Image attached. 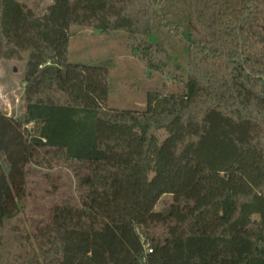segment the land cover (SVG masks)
<instances>
[{
	"label": "trees",
	"instance_id": "trees-1",
	"mask_svg": "<svg viewBox=\"0 0 264 264\" xmlns=\"http://www.w3.org/2000/svg\"><path fill=\"white\" fill-rule=\"evenodd\" d=\"M73 28L126 35L182 90L111 108ZM0 61L25 67L22 118L0 109V264H264V0H0Z\"/></svg>",
	"mask_w": 264,
	"mask_h": 264
},
{
	"label": "rangeland",
	"instance_id": "rangeland-1",
	"mask_svg": "<svg viewBox=\"0 0 264 264\" xmlns=\"http://www.w3.org/2000/svg\"><path fill=\"white\" fill-rule=\"evenodd\" d=\"M25 3L31 7L38 0H25ZM165 40H162L164 50L170 52L169 47L172 45L175 52L181 54L182 46L177 39L167 37ZM139 49L140 52H136L124 34L102 35L91 30L73 28L70 30L68 60L71 64L104 67L108 70L111 108L142 111L146 107L148 92L178 93L183 85L178 80L179 72L170 63L164 65L156 56V67L152 69L149 54ZM24 70L21 62L0 61V109L17 119L23 115ZM157 136L159 140L164 137L162 133ZM168 201V197L163 198L157 210Z\"/></svg>",
	"mask_w": 264,
	"mask_h": 264
}]
</instances>
